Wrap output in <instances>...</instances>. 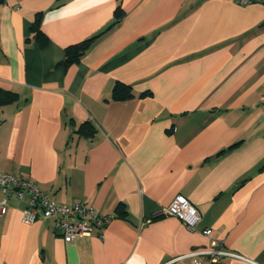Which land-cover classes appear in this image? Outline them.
Returning <instances> with one entry per match:
<instances>
[{"label":"crops","instance_id":"obj_1","mask_svg":"<svg viewBox=\"0 0 264 264\" xmlns=\"http://www.w3.org/2000/svg\"><path fill=\"white\" fill-rule=\"evenodd\" d=\"M0 87L18 95L0 108V171L112 216L66 242L10 194L0 264H163L212 238L252 261L223 264H264V4L4 0ZM178 195L201 213L192 230L159 214Z\"/></svg>","mask_w":264,"mask_h":264},{"label":"built area","instance_id":"obj_2","mask_svg":"<svg viewBox=\"0 0 264 264\" xmlns=\"http://www.w3.org/2000/svg\"><path fill=\"white\" fill-rule=\"evenodd\" d=\"M239 4L262 3L264 0H235ZM264 102V95L261 97ZM0 213H3L10 194L21 198L28 192L26 205L22 210L21 220L24 223H32L38 218H51L53 227L66 242L73 241L77 237L89 236L95 230L99 232L108 224L112 216L99 212L92 205L75 201L70 204L61 203L47 197L34 181L29 177L15 176L8 172L0 171ZM159 214L173 215L180 219L189 229H194L201 219L199 209L185 197L176 196L167 206H163ZM205 235L211 234L210 228L203 229ZM240 258L250 262L244 256L224 249L222 241L212 238L207 248L195 249L188 253L177 255L165 261L168 264L185 258H192L193 264H223V259Z\"/></svg>","mask_w":264,"mask_h":264},{"label":"trees","instance_id":"obj_3","mask_svg":"<svg viewBox=\"0 0 264 264\" xmlns=\"http://www.w3.org/2000/svg\"><path fill=\"white\" fill-rule=\"evenodd\" d=\"M4 2V0H0V5ZM120 16V13L117 12V18ZM39 18L37 17L33 24H32V30L34 32V35L36 37H40L43 35L40 26H39ZM94 37L85 39L79 43L72 44L66 48V55L64 60L62 61V64L67 67L68 65L75 63L78 61L80 54L85 49V47L89 44V42ZM132 95L130 91V87L128 85H125L123 83H116L113 88V97L117 99H123L126 97H130ZM18 101V95L16 92L11 90H6L0 87V108L3 105L10 104V103H16Z\"/></svg>","mask_w":264,"mask_h":264}]
</instances>
